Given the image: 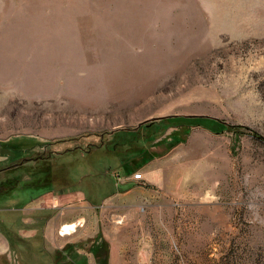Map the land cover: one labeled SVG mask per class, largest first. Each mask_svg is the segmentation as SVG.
<instances>
[{"label":"rangeland","instance_id":"1","mask_svg":"<svg viewBox=\"0 0 264 264\" xmlns=\"http://www.w3.org/2000/svg\"><path fill=\"white\" fill-rule=\"evenodd\" d=\"M110 141L119 162L90 150ZM48 154L69 192L115 191L58 233L79 264H104L99 237V259L76 238L97 219L124 242L106 264H264V0H0V235L16 244L22 208L60 192L5 181ZM33 249L8 264H43Z\"/></svg>","mask_w":264,"mask_h":264},{"label":"crops","instance_id":"2","mask_svg":"<svg viewBox=\"0 0 264 264\" xmlns=\"http://www.w3.org/2000/svg\"><path fill=\"white\" fill-rule=\"evenodd\" d=\"M159 171L160 170H158L157 173H159ZM85 201L91 204L83 191L65 192L62 194L40 195L33 198L30 204L22 208V212L27 216L22 218L24 226L19 229V232L25 237H33L38 230L41 232V238L39 237L38 239L32 240L31 244L25 243L26 245H32L35 250L36 248L38 249V252L34 251L33 254L36 253L37 256L46 257L47 252L52 253L53 251H61L63 249L68 240L66 236L61 237L58 234V227L65 222L66 224L63 225V228H65V225L71 228L72 222L77 220L80 215L78 213L82 211V206L85 207ZM98 205H96V207ZM87 225L90 230L83 236L82 233L76 236L78 240H88V237H92L98 234V232H101V238L109 242V256L113 251L115 252L122 248L124 242L122 239L118 238L120 228H113V232L110 236L105 232L106 227L103 226L104 223L101 219H97L96 222L89 220ZM42 246H44L43 253H41ZM15 253L11 250L8 239L0 235V254H5L8 260L14 259V255L21 258L19 252H17V254Z\"/></svg>","mask_w":264,"mask_h":264},{"label":"trees","instance_id":"3","mask_svg":"<svg viewBox=\"0 0 264 264\" xmlns=\"http://www.w3.org/2000/svg\"><path fill=\"white\" fill-rule=\"evenodd\" d=\"M180 118H185V117H182V116H176V117H171V118H164L162 119L163 121L164 120H170L172 121L173 123H176V119L179 121ZM176 121V122H175ZM222 124H224L223 122H220ZM225 125V124H224ZM120 131L122 130H118L116 133H119ZM124 133H129V134H133V132H135L134 130L133 131H123ZM114 134V133H113ZM124 142H121V141H110V142H104L102 144L99 143L98 146H93L90 148V150L92 149H100L102 148L104 151L107 152V154H111L113 155V157L115 159L118 160V162L121 160V154H123V152H125L124 149H122V147L124 146ZM128 151L130 150V148H126ZM79 151L77 148L76 149H73V150H66L64 152H61L60 154H58L57 156H61L62 154H65V153H68V152H76ZM90 150H85L84 152H90ZM121 153V154H120ZM35 158L38 160V161H41L42 164L37 166V167H34L31 168L32 170H27L28 172H31L30 173V177L31 179L28 180V181H24L22 179H20L19 177L22 175V171H23V168H21V165H18L16 167H12L10 168V172L9 173H18L19 174V177L16 176V178H19L18 179V182L14 183L11 182L13 181L12 179H7L9 180L7 182V180L5 181V184L7 185L6 188L4 189L7 194L6 195H13L15 192H19L21 190H29L31 189L33 186H36V187H44L46 190H42L43 193L45 192H48V191H52L51 189H47L48 186L50 184H52L54 186V190H56L57 192H60V194L62 193H65V192H69L71 190H69L68 186H69V180H68V177L66 174H59L58 171H56L54 168H53V164L54 162L52 163V158H55V154H48L47 156H35ZM33 159V158H32ZM31 158H29V160H32ZM48 162H51V163H48ZM121 166V165H120ZM121 168H123L121 166ZM21 170V172L19 171ZM125 170V169H124ZM4 171H9V170H4ZM3 171V172H4ZM33 171V172H32ZM24 173V172H23ZM19 183L18 187L15 188V185ZM8 187V188H7ZM14 187V188H13ZM3 192V194H4ZM112 192H115V191H110L108 192L107 190V186L104 185V182H99V183H96L93 187H91V189H88L87 192H84L87 196V200H89L90 202L92 203H100L104 197H106L107 195L111 194ZM19 197H17L18 201H19ZM22 199H24V197H22ZM19 207L18 203L16 205H7L4 209V212H10V211H14L16 212L17 208ZM11 215V219L12 220H15V216L14 214L15 213H10ZM14 230V227L12 226H9V227H6L5 228V231H6V235H7V239L9 241V244L11 245V248L15 250V247L17 248L18 247V244L20 242H24L26 244H31L32 240L34 239H38L39 237L41 238V232H38L33 236V237H30V238H25V239H20L21 241L20 242H17L16 244V240H12L11 238L9 239V235H14L13 234V231ZM102 234L101 232H98V234L94 237V238H91V239H88L86 241H84L83 243L84 244H89L91 243V246L89 245L88 246V250L90 251H93L94 249V254L96 257L99 256V253H96V248H93L92 244L94 241L97 240V238L99 237L100 240V243H101V247L100 249L97 250V252L100 250L102 251L103 253V257L105 258L104 260V264H106V259H107V255L109 254V242H107L106 240H104L103 238H101ZM19 241V239L17 240ZM94 245V244H93ZM32 246V245H31ZM66 247H68V244H66L64 246V249H62L61 251H54L52 253H48L46 255V257L42 258L44 259L43 261V264H79L77 261H79V259H74V258H78V254L76 252H74V250L72 252L69 251L70 255L67 254V251H66ZM34 251L38 252V249L36 248L33 249ZM66 251V252H64ZM43 253V251L41 252ZM24 257V262L27 263V261H29V259H27L26 255L22 254ZM78 255V256H77ZM64 259H67V260H70V261H64ZM99 259V257H98ZM8 259H7V256L5 254H0V264H8ZM64 261V262H63Z\"/></svg>","mask_w":264,"mask_h":264},{"label":"built area","instance_id":"4","mask_svg":"<svg viewBox=\"0 0 264 264\" xmlns=\"http://www.w3.org/2000/svg\"><path fill=\"white\" fill-rule=\"evenodd\" d=\"M135 179H139V178H142V174L141 173H135L134 174V176H133ZM73 225H74V223H72ZM64 225V224H63ZM63 225L61 226V227H59V231H58V233L60 234V235H63V234H67V233H70V232H65V233H63ZM75 227V226H74ZM75 229L73 228V230L72 231H74Z\"/></svg>","mask_w":264,"mask_h":264},{"label":"bare ground","instance_id":"5","mask_svg":"<svg viewBox=\"0 0 264 264\" xmlns=\"http://www.w3.org/2000/svg\"><path fill=\"white\" fill-rule=\"evenodd\" d=\"M37 39H39V38H37ZM40 40H41V39H40ZM42 44H43V43H42ZM45 46H46V45H45ZM45 46H44V47H45ZM47 47H48V46H47ZM65 58H66V56H65ZM39 59H40V58H39ZM41 60H42V59H41ZM36 62H37V61H36ZM40 62H41V61H40ZM40 62H39V64H40ZM42 64H43V63H42ZM37 66L40 68V66H39L38 64H37ZM45 71H46V70H43V74H45ZM35 72L38 73L36 70H35ZM40 72H41V71H40ZM37 75H38V74H37ZM35 76H36V75H35ZM37 77H38V76H37ZM41 77H42V76H41ZM30 80H31V79H30ZM73 228H74V225H73V224L71 225V228H70L71 230H68V226L65 225V228H63V233H65V232H71V231L73 230Z\"/></svg>","mask_w":264,"mask_h":264}]
</instances>
